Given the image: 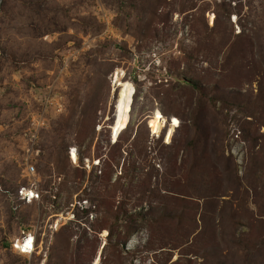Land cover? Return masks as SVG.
<instances>
[{"label": "rangeland", "instance_id": "374dc122", "mask_svg": "<svg viewBox=\"0 0 264 264\" xmlns=\"http://www.w3.org/2000/svg\"><path fill=\"white\" fill-rule=\"evenodd\" d=\"M0 264H264V0H0Z\"/></svg>", "mask_w": 264, "mask_h": 264}, {"label": "bare ground", "instance_id": "6f19581e", "mask_svg": "<svg viewBox=\"0 0 264 264\" xmlns=\"http://www.w3.org/2000/svg\"><path fill=\"white\" fill-rule=\"evenodd\" d=\"M123 73L124 72L118 70L112 77V82L114 86L119 88V89L117 88L118 92H116V96H115V100H116L115 113L112 124L114 131H119L128 125L129 123L128 111L132 104L131 103L132 96L135 93L133 86L129 82L121 81ZM73 154L75 155V150H73ZM27 196L32 199V201L29 202L27 201L28 203H32L33 199L36 198L33 192H31V195L28 194ZM32 243H33V238L28 239L27 242L24 241L23 239H20L16 242L17 244L16 248L21 250L24 249L27 251L32 247Z\"/></svg>", "mask_w": 264, "mask_h": 264}, {"label": "built area", "instance_id": "2783aa9c", "mask_svg": "<svg viewBox=\"0 0 264 264\" xmlns=\"http://www.w3.org/2000/svg\"><path fill=\"white\" fill-rule=\"evenodd\" d=\"M24 173H25L24 177L28 178L30 181H32V179L35 178V176H36V168L34 166H32V165L31 166L28 165L27 168L25 169ZM34 187H35V185H34ZM29 190L31 192H33V194L36 197V198L33 199V201L35 199H39L40 195L37 193V191L34 188L29 189L28 187H22L21 190H20V193H19V196H20L21 200H23V201H32V199L29 198L27 196L28 194L26 193ZM30 238H33V243H32V247L30 249H28L27 251L24 250V249L21 250V249L16 248L17 244H14L15 250L18 251L21 255L32 256V255H34L37 252V250H38V235L36 234V232H32L31 231L23 238V240L27 242L28 239H30Z\"/></svg>", "mask_w": 264, "mask_h": 264}, {"label": "trees", "instance_id": "16d2710c", "mask_svg": "<svg viewBox=\"0 0 264 264\" xmlns=\"http://www.w3.org/2000/svg\"><path fill=\"white\" fill-rule=\"evenodd\" d=\"M161 119H164V118H161ZM168 121L172 122V121H173V119H169ZM170 122H169V124H170Z\"/></svg>", "mask_w": 264, "mask_h": 264}]
</instances>
